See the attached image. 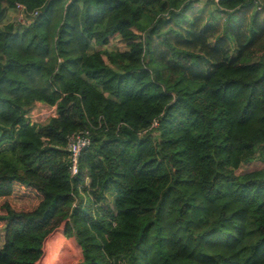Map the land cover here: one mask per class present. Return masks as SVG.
I'll use <instances>...</instances> for the list:
<instances>
[{"label": "trees", "instance_id": "trees-1", "mask_svg": "<svg viewBox=\"0 0 264 264\" xmlns=\"http://www.w3.org/2000/svg\"><path fill=\"white\" fill-rule=\"evenodd\" d=\"M201 1L0 0V264H264V8Z\"/></svg>", "mask_w": 264, "mask_h": 264}, {"label": "built area", "instance_id": "built-area-1", "mask_svg": "<svg viewBox=\"0 0 264 264\" xmlns=\"http://www.w3.org/2000/svg\"><path fill=\"white\" fill-rule=\"evenodd\" d=\"M219 1V0H215ZM256 8L261 10L264 8L263 0H254ZM18 8L21 10L22 17L25 16V6L18 4ZM58 116L57 105H50L43 102H36L30 109L28 117H30L32 123L42 124L41 121L45 119L49 121L51 118ZM155 124H157L155 122ZM92 130L85 129L77 132H73L68 136V151L69 158L71 161L70 172L72 176H76L79 173L80 158L85 149L92 144ZM80 193L83 194L82 188L80 187Z\"/></svg>", "mask_w": 264, "mask_h": 264}, {"label": "rangeland", "instance_id": "rangeland-1", "mask_svg": "<svg viewBox=\"0 0 264 264\" xmlns=\"http://www.w3.org/2000/svg\"><path fill=\"white\" fill-rule=\"evenodd\" d=\"M207 0H203L201 2H199L198 5H204V2ZM9 18L10 19H20L22 22L27 23L28 20H26L25 16L22 17V14L19 12L13 13L10 12L9 13ZM247 18H249V14H247ZM113 44L115 46H122L124 45L120 39L115 38L113 40ZM160 50H162V48L160 47ZM49 121H46L45 119H43V121H41L42 124L48 123ZM10 144H5L2 147H0V149H4L9 147ZM109 203L111 204V202L109 201ZM65 231V222L58 227L57 229H55L44 241V254L42 255V257L39 259V261L37 262V264H58L59 261V256L58 254L61 252V250L64 249V255L62 258V263H64L65 260H67L70 255L72 256L71 260L69 261L68 264H78L82 259H83V253H82V249L80 247V245L77 243L75 236L72 237H66L64 234ZM51 238V239H50ZM49 241V244L47 246V251H46V244ZM56 239V244L52 246V242L55 241ZM53 250L54 252V258L51 262H49L48 258V254L49 251ZM81 252V254H80ZM116 264H126V261L123 259H118Z\"/></svg>", "mask_w": 264, "mask_h": 264}, {"label": "water", "instance_id": "water-1", "mask_svg": "<svg viewBox=\"0 0 264 264\" xmlns=\"http://www.w3.org/2000/svg\"><path fill=\"white\" fill-rule=\"evenodd\" d=\"M64 249L63 250H61V252L58 254V256H59V261H58V264H61L62 263V258H63V255H64Z\"/></svg>", "mask_w": 264, "mask_h": 264}, {"label": "crops", "instance_id": "crops-1", "mask_svg": "<svg viewBox=\"0 0 264 264\" xmlns=\"http://www.w3.org/2000/svg\"><path fill=\"white\" fill-rule=\"evenodd\" d=\"M122 48L124 47V45L121 46Z\"/></svg>", "mask_w": 264, "mask_h": 264}]
</instances>
